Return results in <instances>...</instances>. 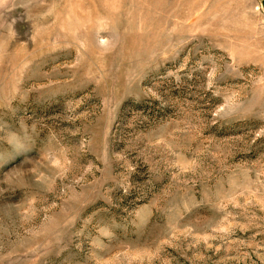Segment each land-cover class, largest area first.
<instances>
[{
    "label": "rangeland",
    "instance_id": "1",
    "mask_svg": "<svg viewBox=\"0 0 264 264\" xmlns=\"http://www.w3.org/2000/svg\"><path fill=\"white\" fill-rule=\"evenodd\" d=\"M263 0H0V264H264Z\"/></svg>",
    "mask_w": 264,
    "mask_h": 264
},
{
    "label": "crops",
    "instance_id": "2",
    "mask_svg": "<svg viewBox=\"0 0 264 264\" xmlns=\"http://www.w3.org/2000/svg\"><path fill=\"white\" fill-rule=\"evenodd\" d=\"M261 4H262V6H263V8H264V0H263V2L261 1Z\"/></svg>",
    "mask_w": 264,
    "mask_h": 264
}]
</instances>
